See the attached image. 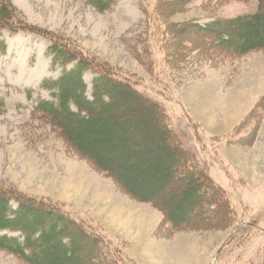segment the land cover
Returning a JSON list of instances; mask_svg holds the SVG:
<instances>
[{"label": "rangeland", "instance_id": "1", "mask_svg": "<svg viewBox=\"0 0 264 264\" xmlns=\"http://www.w3.org/2000/svg\"><path fill=\"white\" fill-rule=\"evenodd\" d=\"M3 1L16 28L0 27V194L43 205L87 231L86 239L67 226L81 248L78 264H264V49L232 54L197 26L255 12L259 1L106 0L103 10L95 0ZM52 40L161 105L186 157L207 176L209 192L193 209L183 192L200 177L176 169L177 161L164 187L151 186L152 197L141 200L120 182L138 157L118 152L108 174L37 110L52 100L42 82L64 70L53 64ZM95 75L84 74L88 95ZM130 138L149 147L140 134ZM178 205L183 222L174 227ZM0 264L30 263L0 248Z\"/></svg>", "mask_w": 264, "mask_h": 264}, {"label": "trees", "instance_id": "2", "mask_svg": "<svg viewBox=\"0 0 264 264\" xmlns=\"http://www.w3.org/2000/svg\"><path fill=\"white\" fill-rule=\"evenodd\" d=\"M258 1L260 6L255 12L217 18L197 26L199 30L212 34L216 44L232 54L242 55L264 49V0ZM95 5L101 10L109 7L106 0H95ZM14 23L13 8L3 1L0 4V27L14 30ZM52 41L49 50L53 64L61 65L64 70L59 77L42 82V87L51 91L52 100H40L37 110L50 117L77 150L108 174L112 175V168L118 163L115 158L118 152L126 150L130 158L138 157L140 162L129 167L127 173L121 175L120 182L130 186H126L130 194L141 200L152 197L149 193L151 186L164 187L172 177L169 167L177 161L176 169L189 174V178L194 174L200 177L189 179L183 192L184 203L189 205V211L193 209L197 200L202 198L200 192L207 190L201 182L207 176L197 171L186 157L188 153L177 141L176 132L161 105L141 93L115 70L96 63L68 43ZM0 48H4L3 42H0ZM69 64L72 66L67 68ZM89 69L96 73L90 95L84 80ZM132 131L146 138H143L149 144L146 151L138 147L139 142L130 138ZM168 142L169 147L174 148H169ZM11 199H16L17 208L10 205ZM180 206L176 208V214H172L170 222L174 227L183 222L180 218L183 206ZM69 224L77 228L83 238L90 236L59 212L0 194V230L20 232L22 237L2 235L0 248L30 264H78L75 257L81 248L73 235L67 232ZM91 243L98 248L97 240Z\"/></svg>", "mask_w": 264, "mask_h": 264}]
</instances>
